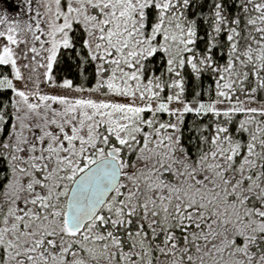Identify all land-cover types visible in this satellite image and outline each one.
Returning a JSON list of instances; mask_svg holds the SVG:
<instances>
[{
  "label": "snow or ice",
  "instance_id": "6c2138e0",
  "mask_svg": "<svg viewBox=\"0 0 264 264\" xmlns=\"http://www.w3.org/2000/svg\"><path fill=\"white\" fill-rule=\"evenodd\" d=\"M0 264H264V0H0Z\"/></svg>",
  "mask_w": 264,
  "mask_h": 264
},
{
  "label": "rangeland",
  "instance_id": "374dc122",
  "mask_svg": "<svg viewBox=\"0 0 264 264\" xmlns=\"http://www.w3.org/2000/svg\"><path fill=\"white\" fill-rule=\"evenodd\" d=\"M12 2V0H4V5L7 6L8 4H10Z\"/></svg>",
  "mask_w": 264,
  "mask_h": 264
}]
</instances>
